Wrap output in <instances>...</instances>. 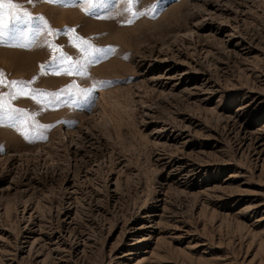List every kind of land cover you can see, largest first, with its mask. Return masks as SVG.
<instances>
[{"label":"rangeland","instance_id":"1","mask_svg":"<svg viewBox=\"0 0 264 264\" xmlns=\"http://www.w3.org/2000/svg\"><path fill=\"white\" fill-rule=\"evenodd\" d=\"M14 2L53 33L0 44V264H264V0Z\"/></svg>","mask_w":264,"mask_h":264},{"label":"snow or ice","instance_id":"2","mask_svg":"<svg viewBox=\"0 0 264 264\" xmlns=\"http://www.w3.org/2000/svg\"><path fill=\"white\" fill-rule=\"evenodd\" d=\"M28 2L31 3L32 0H28ZM45 2L63 5V0H45ZM82 2L90 5V7L84 9L85 13L88 15H93L97 10L103 9L107 6L106 0H82ZM124 2L127 5L125 11L130 13L134 18H139L140 16L147 14L146 11H134V7L138 5L141 0H124ZM155 8L156 5L151 6V10H155ZM34 20L39 21V23L42 24L45 29H47L49 34L53 33V30L48 28V22L43 16L33 17L30 12H28L26 9H23L22 6L14 2V0H0V44H5L10 47H28L29 43H31V41L28 40V34L31 32L34 35H39L41 31V28L39 27H32ZM132 22L133 21L131 19L128 21V23ZM69 31H74V29H69ZM82 42L84 44H88L87 41ZM49 47L54 46L49 43ZM56 47L58 48V46ZM88 48L91 49L92 45L88 44ZM81 51H84V49H81ZM93 51L94 53H103L104 50L97 48ZM109 51H111V49H109ZM59 59L62 63L65 59L70 58L61 52ZM96 62H98L96 59H88L83 63L81 61H76L75 64H81V69L76 74L81 76L86 75V65ZM74 67L75 65H69V67L64 68L63 71L65 74L72 75ZM53 70L56 71V74H60V69L54 67ZM3 75L4 74L0 72V88H9L11 91L7 94L0 92V126L6 123L7 126L15 127L17 130H19L18 125L20 124V120L18 119V116L21 114L22 110L11 108L10 105L4 103L3 98L5 95H8L11 99H16L17 91H19V94L23 95L24 90L27 88L30 82H25L22 80L6 81L3 78ZM80 92L84 96L85 103L90 102L92 89H81ZM37 95H52L56 96L57 98L59 97V93H46L38 91L32 96V98L36 99ZM40 102L41 101L37 100V103ZM49 103H51V101H49ZM40 127L46 128L48 126L41 125ZM21 134L24 135L26 140H30L28 132H21ZM3 150V146H0V152Z\"/></svg>","mask_w":264,"mask_h":264}]
</instances>
